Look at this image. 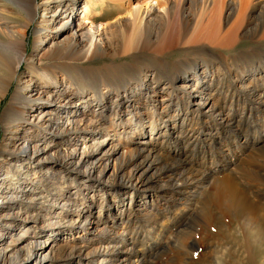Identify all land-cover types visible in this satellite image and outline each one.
I'll list each match as a JSON object with an SVG mask.
<instances>
[{"label":"bare ground","instance_id":"bare-ground-1","mask_svg":"<svg viewBox=\"0 0 264 264\" xmlns=\"http://www.w3.org/2000/svg\"><path fill=\"white\" fill-rule=\"evenodd\" d=\"M197 1L198 17L181 18L186 23L196 20L188 44L200 50L208 47L206 43L234 45L248 3L222 33L221 0ZM99 2L104 10L107 2ZM75 3L30 0L25 8L33 19L40 16L35 52L19 53L16 63L10 52L0 58V104L11 82L25 77L2 114L0 235L9 233L13 239L0 237V264H153L152 257L161 254L163 240L170 241L172 231H178L174 237L186 234L185 227L180 228L200 208L211 177L212 201L220 214L207 213L206 218L221 223L225 236L239 227L253 232L254 240H264V202L248 196L255 182L264 181V50L260 47L264 30L259 35L264 0L252 5L250 15L258 21L253 28L249 23L245 32L258 45L251 53L245 48L237 57L223 56L228 60L226 77L213 59L199 57L179 60L166 74L144 63L131 68L127 60L88 66L104 57L131 56L137 63L145 54L141 42L146 29L165 16L178 19L184 6L179 0H167L165 5L152 0L131 7V17L122 15L106 26L95 23L111 16L94 17L87 29L84 23L72 27ZM237 3L228 0L226 6L234 9ZM44 25L56 30L50 40ZM118 31L122 44L112 46ZM67 32L69 37L59 40ZM50 42L49 60L44 61L40 56ZM246 53L250 59L242 62ZM22 62H27L23 72ZM35 109L42 113L30 117ZM101 132L103 140L97 138ZM110 136L118 142H110L111 138L106 142ZM135 138L140 139L131 149H120ZM43 156L49 160H42ZM217 173L223 176L215 178ZM237 175L251 185L240 186ZM90 179L108 183L94 188ZM129 193L134 207L123 203ZM110 195L118 199L113 200L120 204L117 211ZM149 204L150 211L145 207ZM97 206L104 210L98 217L94 216ZM99 223L107 229L97 239H82L81 234L54 253L52 242L38 245L40 235H47V241L54 234L93 231ZM17 227L22 233L16 238Z\"/></svg>","mask_w":264,"mask_h":264},{"label":"rangeland","instance_id":"rangeland-1","mask_svg":"<svg viewBox=\"0 0 264 264\" xmlns=\"http://www.w3.org/2000/svg\"><path fill=\"white\" fill-rule=\"evenodd\" d=\"M37 1L41 2L43 0H37ZM149 1L152 0H105V2H107L108 4L107 3L105 4L103 10L99 0H76L75 3L76 6L74 9L75 18L71 22L72 27L75 26L77 27L81 23H84L85 26H87L86 28L88 29L92 25L91 23V21L93 20L92 18L94 17L99 18L104 15L106 17L111 16L110 18L107 19H98L95 23L98 25L102 23L103 25L106 26V22L117 21L118 19H120V16L122 15L131 17V11L129 10L131 7H134L136 5L146 6L149 5ZM166 1L167 0H159V3L161 5H165ZM174 1H178V0H174ZM235 1L238 2L237 3L238 5L234 9H228L226 6L228 0H221V3L223 5L221 7L222 13H221V21H220L222 33L226 32L235 21L240 8H243L244 3L246 4L248 3V7L246 8L247 14L245 16V20L242 26L238 30L237 40L235 42V44L237 45L234 44L235 46L234 45L227 46L226 48L225 46L222 47L216 45L214 46L213 44L206 43L208 47H206V49L204 50H200V48L194 47L193 45H189L188 44L189 39H187V37H189L193 32V28L196 26V20H192L189 23H186L182 21L181 18H185L187 16L198 17L199 14L198 10L200 8L199 7L200 4L199 1L197 0H179L181 6L184 7H182L181 9L180 14L178 15V19L173 20L172 17L165 16L163 18H159L155 23H153L146 29L145 35L142 38L143 41L141 42L143 43L145 54L141 56V58L139 59V61H137V63L132 59L131 56H123L122 58L117 57L115 59H111L110 57H104L99 61H95L87 65L93 67H100L106 64H110L112 62H121V60H127L131 62L132 65L131 68H137L139 63H144L146 65H153L156 68H158L157 70H159L160 73L166 74L168 72L173 71V68H176L179 60L184 58L193 59V57L194 58L199 57V60H202L203 58H206L208 60L213 59L214 62L220 68H223L221 70L222 72L221 74L223 77H226L228 60L223 59V56L225 57L226 55L235 54L237 57L240 50L242 49L244 50L245 48H246L245 51L248 50L249 53H251L252 47L258 45L257 41L251 37L250 33L248 32L245 33L249 23H253L252 24V28H253L256 26L254 25V23H257L258 21L257 20L258 17H254L250 15V11L252 5L255 3V0H235ZM27 3L30 5V0H0V58L6 57L8 52H10L8 56L12 58L14 63L17 62V59L15 57H17L19 53H25V55H30L35 52V48L37 46L35 41L36 40L35 28L37 21L40 19V16L38 15L36 18L33 19V16H31L30 12L25 8ZM121 8H123V10ZM46 15L47 18H50L51 13L48 12L46 13ZM103 25L100 26L101 29L103 28ZM263 30H264V22L260 27L259 35L263 33ZM43 32L50 33L47 36L48 40H50L52 39L53 35L56 33V30H50L48 27L44 25ZM125 33L126 35L129 34V32L128 33L125 32ZM22 34H24V36H22ZM69 35L70 34L67 32L66 35L60 38L59 40H65L67 37H69ZM114 36L115 39L112 43V46L121 45L122 44L121 40L123 41L121 37V32L120 31L115 32ZM47 45H48L47 48H45L42 51L40 56V58H42V60L44 61L49 60L46 57L49 53V50L52 48L51 42L48 43ZM260 47L264 50V43L261 44ZM213 48L214 50H211ZM223 48L228 53L225 52ZM230 48L231 50H229ZM219 50L221 51L220 55H218L219 53L217 55L216 53H214L213 56H210L211 54H213L212 52H217V51L219 52ZM156 51H158L159 53H156ZM245 56L242 58L241 60L242 62L250 59L247 53ZM190 59H187V61H190ZM157 64L158 65L160 64L162 66L160 65L158 66ZM230 66H232V69H234L236 67V63H234L233 61L232 65ZM19 67L21 72L26 71L27 62H22ZM24 79L25 77L23 76L21 80L14 79L11 82V85L0 104V143L3 142V138H2L3 111L5 107L9 104L12 95L16 91L17 86L19 84L25 83ZM150 86L155 87L153 83ZM30 113L28 114L30 115V117L32 116L37 117V115L41 114L42 111L41 109L40 110L35 109ZM89 116L91 115L89 114L88 118H90ZM125 117L127 118V116ZM127 123L129 124V121ZM119 126L120 125H118V127ZM244 131L249 132L248 135L251 133L250 128L249 129L244 128L243 132ZM149 133H151V131L149 128H147L146 137L148 136V139L150 136ZM101 135L103 136L104 132H101L100 134L97 135V138H99V140L104 139L102 138ZM111 136L109 137V139L106 140V142H108L111 138L110 142L113 141V143L116 144L118 142V140L116 139L118 138L115 136L116 137L115 139L113 138L114 135L113 137ZM138 139L137 138L132 139L131 141L132 143L130 145L125 143L121 144L122 145L121 147L123 148L120 147V149L121 150L124 149L125 151H128V149H131V146L134 145L133 143L137 142ZM82 146L83 145H81L80 147ZM31 152L32 151H28L27 153L29 157H33V154ZM44 156L42 157V160L48 161L49 158L48 157L45 158ZM49 157H52V155H50ZM63 166L70 168L65 163L63 164ZM111 166H113V162H111ZM234 166L232 165L230 166V168L235 169L236 167ZM241 167H243V165ZM238 169L240 168H236L237 172H239ZM37 175H39V173H37ZM222 176H223L222 173L215 174V178ZM237 176L239 177L238 181L240 183V186L243 187L249 184L248 183L249 181L247 179L240 178L239 175ZM249 176L253 179L256 177V176L254 177V175L251 173H249ZM213 179L214 178L211 177V182L209 183L210 185L208 184L207 185L208 187L206 186V188L203 191V194L201 195L202 197L200 202L201 211H199L200 208L195 210L194 214L191 215V217L187 220L186 224L180 228L181 230L182 228L185 227L184 231L186 234H178L176 237H174L175 236L174 234L177 233L178 231H176L175 233L172 231L169 235L171 237V240L170 241L166 239H164L165 241L163 240L164 249L162 250L161 254L157 253L152 257L153 258L152 260H154L153 264H264V240H254L255 234L253 232L251 231L243 232L239 227L236 228V230H234L229 235L225 236L223 234L225 228L223 227L222 229L223 225L221 223L215 224V222H213L214 220L210 221L209 219L206 218L205 215H207V213L208 214L215 213L218 215L220 214V212L215 211L214 202L212 201L213 197H215V188L213 187V184H211L213 182ZM257 179L261 180L259 175L257 176ZM48 181L49 180H47V183L51 182ZM90 182L92 183L91 185L94 188H100L102 185L108 183V182L102 183L96 179H90ZM250 191L251 193L248 195L251 197L250 199L253 200L262 199L264 202V198L262 196H258V195H264V181L255 182L253 184V187L250 189ZM33 192L38 193V190H33ZM125 199L126 200H124L123 203L131 204V206L133 207L135 206L134 199L132 200L130 193L126 196ZM110 200L112 201V208H114V210L117 211L120 204H118L117 201L113 203V200H118V199H115L114 195H110ZM136 204L137 205L140 204V200ZM150 206H151L150 204L148 206H145L148 211L151 210ZM147 210H145L144 213ZM103 212L104 210L100 211L99 206H97L94 210V216L98 217L100 214L103 215ZM11 228L14 229V227ZM105 229H107V226H105L104 223H99L95 225L93 231L82 230L80 231V233L75 232L74 235L72 232H68V234L64 233L61 235L54 234L55 236L52 235L51 238H49L47 241H46V238L48 237L47 235H40L39 237H37V241L39 243L38 245L42 247L52 242L51 243L53 244L52 251L54 253L57 252L58 248H60V246L64 242L65 243L70 242L76 236H80L81 234H83V236L81 237L82 239L87 237L89 239L94 240L97 239L99 235L102 234L103 231H105ZM246 230L248 229H245V231ZM117 232L120 234L122 233V230L118 229ZM14 233H16V236H14L16 238L20 236V234L22 233L21 228L20 229L18 227L15 228ZM262 236L264 237V233L263 235H261V237ZM0 237H3L4 239H6V241H11V239H13V237L12 238L10 237L9 233L3 236L0 235Z\"/></svg>","mask_w":264,"mask_h":264}]
</instances>
